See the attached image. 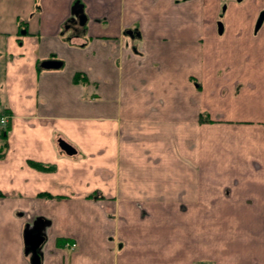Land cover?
<instances>
[{
    "label": "crops",
    "instance_id": "obj_1",
    "mask_svg": "<svg viewBox=\"0 0 264 264\" xmlns=\"http://www.w3.org/2000/svg\"><path fill=\"white\" fill-rule=\"evenodd\" d=\"M0 43V264L38 220L40 264H264V0H0Z\"/></svg>",
    "mask_w": 264,
    "mask_h": 264
},
{
    "label": "water",
    "instance_id": "obj_2",
    "mask_svg": "<svg viewBox=\"0 0 264 264\" xmlns=\"http://www.w3.org/2000/svg\"><path fill=\"white\" fill-rule=\"evenodd\" d=\"M60 66V62L58 61H48V63H44V67L47 68H56ZM59 146L67 153L73 154L75 150L71 148L68 144H66L63 140L58 141ZM39 221V220H38ZM34 221V226L31 229L25 230L24 235V251L25 253L30 255V264H40V243L42 242V236L40 232H42L41 222ZM36 227V232H33L32 229Z\"/></svg>",
    "mask_w": 264,
    "mask_h": 264
},
{
    "label": "rangeland",
    "instance_id": "obj_3",
    "mask_svg": "<svg viewBox=\"0 0 264 264\" xmlns=\"http://www.w3.org/2000/svg\"><path fill=\"white\" fill-rule=\"evenodd\" d=\"M2 49V45L0 43V50ZM3 61L4 60H0V86L2 83V76H3ZM3 93V92H2ZM3 105V100H2V95L0 93V141L1 143H3V137L1 135L2 130H4L6 128V124H7V119H9V115L7 114V112L5 110H2L1 107ZM2 120H4V123H2ZM1 123L4 124L1 127Z\"/></svg>",
    "mask_w": 264,
    "mask_h": 264
},
{
    "label": "trees",
    "instance_id": "obj_4",
    "mask_svg": "<svg viewBox=\"0 0 264 264\" xmlns=\"http://www.w3.org/2000/svg\"><path fill=\"white\" fill-rule=\"evenodd\" d=\"M77 79V77L75 78V80ZM5 130H2V132H1V135H2V137L4 136V134H5Z\"/></svg>",
    "mask_w": 264,
    "mask_h": 264
},
{
    "label": "built area",
    "instance_id": "obj_5",
    "mask_svg": "<svg viewBox=\"0 0 264 264\" xmlns=\"http://www.w3.org/2000/svg\"><path fill=\"white\" fill-rule=\"evenodd\" d=\"M3 122H4V120H2V123H3ZM73 246H74V243L71 244V247H73Z\"/></svg>",
    "mask_w": 264,
    "mask_h": 264
},
{
    "label": "flooded vegetation",
    "instance_id": "obj_6",
    "mask_svg": "<svg viewBox=\"0 0 264 264\" xmlns=\"http://www.w3.org/2000/svg\"><path fill=\"white\" fill-rule=\"evenodd\" d=\"M41 224H44V222H42Z\"/></svg>",
    "mask_w": 264,
    "mask_h": 264
}]
</instances>
